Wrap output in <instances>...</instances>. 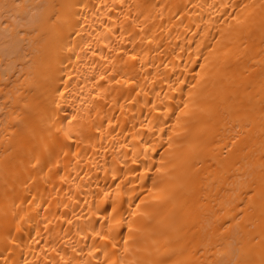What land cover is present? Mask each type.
Masks as SVG:
<instances>
[{"label":"bare ground","instance_id":"obj_1","mask_svg":"<svg viewBox=\"0 0 264 264\" xmlns=\"http://www.w3.org/2000/svg\"><path fill=\"white\" fill-rule=\"evenodd\" d=\"M0 264H264V0H0Z\"/></svg>","mask_w":264,"mask_h":264}]
</instances>
